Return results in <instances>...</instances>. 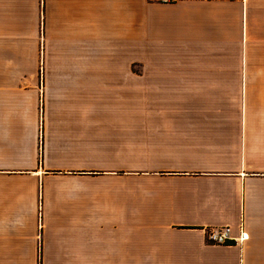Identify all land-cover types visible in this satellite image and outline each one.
I'll return each mask as SVG.
<instances>
[{"label": "crops", "instance_id": "obj_1", "mask_svg": "<svg viewBox=\"0 0 264 264\" xmlns=\"http://www.w3.org/2000/svg\"><path fill=\"white\" fill-rule=\"evenodd\" d=\"M6 38L41 41L44 72L0 47V264H264V0H0ZM136 38L144 71L216 73L130 112ZM91 70L132 79L93 95ZM231 87L240 109H215Z\"/></svg>", "mask_w": 264, "mask_h": 264}, {"label": "rangeland", "instance_id": "obj_2", "mask_svg": "<svg viewBox=\"0 0 264 264\" xmlns=\"http://www.w3.org/2000/svg\"><path fill=\"white\" fill-rule=\"evenodd\" d=\"M43 31V28L41 29ZM0 47L2 48V50H6L7 51V56L6 58V62H18L21 64H24L26 66V68H30V66H32V64H34L36 61H38L40 63V77L42 75V73L44 72L41 69L42 64L44 63V59H43V46L41 44V41H39V47H38V52H39V56L36 55L35 52V44H34V40L32 39H28V38H6L5 40H0ZM233 48L231 49V51L234 53L235 51H237V48L235 47V45L232 46ZM21 48V51L19 50ZM238 51H240V49H238ZM38 57V60H37ZM240 57L241 55L239 54H231L229 56V61H231L232 64L234 63H238L240 61ZM3 59V56H1V59ZM134 59H135V63H134V90H135V102L133 103L131 100H129V102H124L123 100H121L120 102H118V105H120L123 108H126L128 111L132 112L134 109L135 113H143L146 111V109L144 108L143 105V97H144V93L145 92L148 96H154L157 95L158 90L161 92L163 90H165L163 87L159 88L158 86L163 85V83L167 82V81H179L180 79H187V78H192L195 77V75L197 77H200V75L202 73H204V75H206V73L208 74V76H212L214 75L216 72H204V71H200V72H194L191 70H181V68L175 67L174 64H168V65H163L162 66H152L150 68H147L145 71L143 70L142 67V63L144 61V56H143V49H142V40L141 38H136L135 39V54H134ZM176 57L171 55L169 56V62L170 63H174L176 61ZM14 73V72H12ZM17 73L21 74V75H27L28 72L26 71H18ZM238 71H231V75L234 78L238 77ZM73 74L75 75V72H73ZM193 75V76H192ZM221 75V74H220ZM127 77H129L128 79H132L130 77V72H127V70L125 71H101V70H91V71H87V76L86 79L90 80L92 83H89V86H86L87 90L89 88H91V94H100L102 92L104 93H109L110 90L112 88L116 89V87L114 86V84H110L109 86L106 85H102V84H96L97 82H100L101 80H107L110 82L119 80L122 82H127ZM207 77V76H205ZM208 78V77H207ZM219 78H221L219 76ZM146 81V82H145ZM157 83V84H156ZM91 84H95L93 86H91ZM154 84V85H153ZM77 87V86H76ZM123 87V86H121ZM122 89V88H120ZM207 89H210V87H204L202 90L207 91ZM221 89H228L227 87L224 88H220V87H215V93L217 91H220ZM242 89L241 87H231L230 88V92L227 96V98L221 99H216V105H215V109H224L226 111H235V110H239L240 106H241V94H242ZM78 90L80 92H85V88L84 87H77V91ZM167 90H173V88L169 87L167 88ZM200 90V88H199ZM202 90H200L202 92ZM194 96V95H193ZM192 96V97H193ZM197 96V95H196ZM169 97H173V94L170 95ZM149 99V98H148ZM151 100V99H150ZM198 102L194 103V105H196L199 108H209L210 105L208 104H204L202 101L199 100V98L196 99ZM219 100V103L217 102ZM157 101L163 102L162 100L157 99ZM224 102V104H223ZM172 108L171 109H175V104L176 103H171ZM94 105H96V107L98 108V103H94ZM93 105V108H94ZM160 103H157V106H159ZM119 106V108H120ZM165 106L164 103H161V107H159L160 109H163V107ZM99 108H101V106L99 105ZM158 108V107H157ZM125 110V109H124ZM136 110V111H135ZM231 127H234V124L231 123Z\"/></svg>", "mask_w": 264, "mask_h": 264}, {"label": "built area", "instance_id": "obj_3", "mask_svg": "<svg viewBox=\"0 0 264 264\" xmlns=\"http://www.w3.org/2000/svg\"><path fill=\"white\" fill-rule=\"evenodd\" d=\"M160 2L168 3L174 0H158ZM206 239L214 244H242L248 239V233L240 226L238 235H234L230 226L210 227L206 229Z\"/></svg>", "mask_w": 264, "mask_h": 264}]
</instances>
